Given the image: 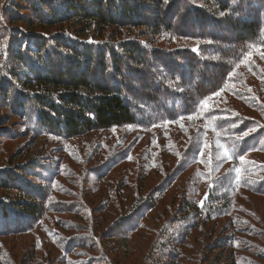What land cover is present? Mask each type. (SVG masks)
Listing matches in <instances>:
<instances>
[{"label": "trees", "instance_id": "trees-1", "mask_svg": "<svg viewBox=\"0 0 264 264\" xmlns=\"http://www.w3.org/2000/svg\"><path fill=\"white\" fill-rule=\"evenodd\" d=\"M7 17L0 26V73L8 75L0 78L1 92L20 116L31 112L25 123L35 133L71 140L131 128L144 139L177 127L187 136L184 150L168 137L165 150L181 160L174 174L133 204L108 238L126 241L189 170L213 186L203 206L185 196L162 230L177 243L224 220L219 240L241 222L236 212L250 216L238 206L239 192L264 198V162L247 160L264 156V0H14ZM145 35L195 44L158 48ZM161 138L151 147L162 148ZM143 154L159 164L150 148ZM132 156L126 147L109 160ZM33 173L28 165L0 169V239L37 234L53 208ZM224 239L231 249L241 242L234 232Z\"/></svg>", "mask_w": 264, "mask_h": 264}, {"label": "rangeland", "instance_id": "rangeland-1", "mask_svg": "<svg viewBox=\"0 0 264 264\" xmlns=\"http://www.w3.org/2000/svg\"><path fill=\"white\" fill-rule=\"evenodd\" d=\"M13 1L0 0V26L7 23V12H10ZM193 3L200 6L199 2ZM22 11L30 17L29 8L24 6ZM110 34L108 32L106 36ZM145 36L143 40H153L152 44L158 48H189L195 44ZM7 76V72L0 73V78ZM251 82L258 84L254 80ZM2 94L0 85V169L33 167L36 179L33 177L32 180L45 185L53 208L37 234L0 239V264H264V198L248 191L239 192L236 201L250 216L236 212L241 222L225 231L219 240L220 227L227 224L224 220L203 224L182 243L175 242L177 237L168 236L170 231L163 233L185 196L198 206H203L208 197L213 183L199 178L194 170L177 178L160 199L156 210L141 221L136 231L126 236V241L122 237L106 236L112 225L120 224L130 215L133 204L147 198L174 174L181 160L170 155L165 144L170 137L181 150L189 144L187 136H181L177 127L148 132L144 139L131 128L98 131L71 140L44 137L26 125L25 118L31 112H23L20 116ZM236 106L244 110L241 105ZM159 137H162L163 147H151V141L157 142ZM126 147L133 149L134 160L131 157L122 163L109 160ZM147 148L155 153V157L159 155L158 165L153 166L152 157L143 154ZM252 157H248V162L253 159L264 162L263 155ZM222 161L219 164L224 169L230 167ZM258 161L255 160V165L260 163ZM111 163L114 165L110 168ZM117 163L119 165L115 167ZM252 176L245 175L246 179L255 182ZM128 224L127 228H130ZM232 231L236 240L241 241L232 245L234 249L230 248L229 240L224 239ZM170 248L174 252L167 255L164 250Z\"/></svg>", "mask_w": 264, "mask_h": 264}]
</instances>
